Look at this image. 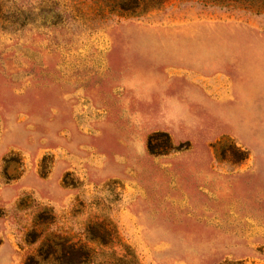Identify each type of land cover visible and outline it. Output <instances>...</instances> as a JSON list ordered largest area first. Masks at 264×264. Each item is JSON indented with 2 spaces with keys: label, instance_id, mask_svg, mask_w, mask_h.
Wrapping results in <instances>:
<instances>
[{
  "label": "rangeland",
  "instance_id": "374dc122",
  "mask_svg": "<svg viewBox=\"0 0 264 264\" xmlns=\"http://www.w3.org/2000/svg\"><path fill=\"white\" fill-rule=\"evenodd\" d=\"M264 264V0H0V264Z\"/></svg>",
  "mask_w": 264,
  "mask_h": 264
},
{
  "label": "trees",
  "instance_id": "16d2710c",
  "mask_svg": "<svg viewBox=\"0 0 264 264\" xmlns=\"http://www.w3.org/2000/svg\"><path fill=\"white\" fill-rule=\"evenodd\" d=\"M24 264H34V259L30 257Z\"/></svg>",
  "mask_w": 264,
  "mask_h": 264
}]
</instances>
